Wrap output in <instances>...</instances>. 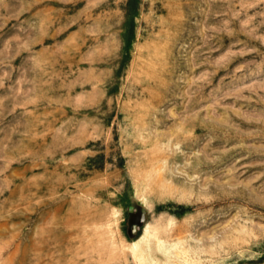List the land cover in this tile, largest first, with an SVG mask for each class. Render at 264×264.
<instances>
[{
	"label": "rangeland",
	"instance_id": "1",
	"mask_svg": "<svg viewBox=\"0 0 264 264\" xmlns=\"http://www.w3.org/2000/svg\"><path fill=\"white\" fill-rule=\"evenodd\" d=\"M0 264H264V0H0Z\"/></svg>",
	"mask_w": 264,
	"mask_h": 264
},
{
	"label": "bare ground",
	"instance_id": "2",
	"mask_svg": "<svg viewBox=\"0 0 264 264\" xmlns=\"http://www.w3.org/2000/svg\"><path fill=\"white\" fill-rule=\"evenodd\" d=\"M155 239H156V237L154 235L152 237H149L148 234H147V228H144V230H143L142 235L140 236V238L130 246V249L129 250L131 251L132 256L135 257L139 261V263L141 262L143 252L145 251L144 249H141L140 246L142 244H144V245L147 246L145 248L148 249L147 243H150L151 241H154ZM143 261H144V259H143Z\"/></svg>",
	"mask_w": 264,
	"mask_h": 264
}]
</instances>
